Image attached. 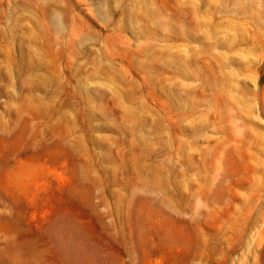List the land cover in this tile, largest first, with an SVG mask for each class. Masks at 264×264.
<instances>
[{"label":"rangeland","instance_id":"1","mask_svg":"<svg viewBox=\"0 0 264 264\" xmlns=\"http://www.w3.org/2000/svg\"><path fill=\"white\" fill-rule=\"evenodd\" d=\"M0 264H264V0H0Z\"/></svg>","mask_w":264,"mask_h":264}]
</instances>
